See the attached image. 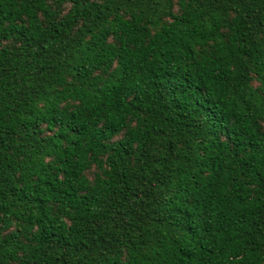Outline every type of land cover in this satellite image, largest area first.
<instances>
[{
    "label": "trees",
    "instance_id": "1",
    "mask_svg": "<svg viewBox=\"0 0 264 264\" xmlns=\"http://www.w3.org/2000/svg\"><path fill=\"white\" fill-rule=\"evenodd\" d=\"M264 0H0V264H264Z\"/></svg>",
    "mask_w": 264,
    "mask_h": 264
},
{
    "label": "snow or ice",
    "instance_id": "2",
    "mask_svg": "<svg viewBox=\"0 0 264 264\" xmlns=\"http://www.w3.org/2000/svg\"><path fill=\"white\" fill-rule=\"evenodd\" d=\"M67 2L70 4L72 3V0H67ZM259 87H264V84L258 85ZM259 127L264 130V119L260 121Z\"/></svg>",
    "mask_w": 264,
    "mask_h": 264
}]
</instances>
